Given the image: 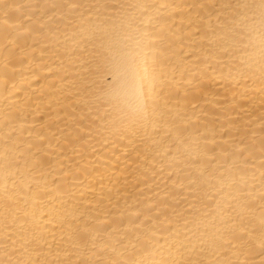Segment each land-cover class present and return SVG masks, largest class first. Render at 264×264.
Listing matches in <instances>:
<instances>
[{
    "label": "bare ground",
    "instance_id": "6f19581e",
    "mask_svg": "<svg viewBox=\"0 0 264 264\" xmlns=\"http://www.w3.org/2000/svg\"><path fill=\"white\" fill-rule=\"evenodd\" d=\"M0 264H264V0H0Z\"/></svg>",
    "mask_w": 264,
    "mask_h": 264
}]
</instances>
